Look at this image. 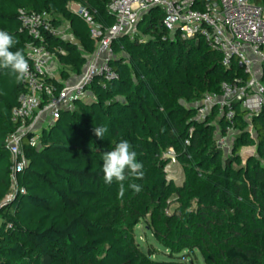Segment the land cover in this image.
Wrapping results in <instances>:
<instances>
[{
    "label": "trees",
    "instance_id": "1",
    "mask_svg": "<svg viewBox=\"0 0 264 264\" xmlns=\"http://www.w3.org/2000/svg\"><path fill=\"white\" fill-rule=\"evenodd\" d=\"M111 0H0V30L15 37L13 51L36 42L22 27L20 13L46 14L53 29L66 24L74 41L43 33L42 45L62 68L79 76L96 49L86 23L69 10L84 9L100 31L113 25ZM216 0H195L203 9ZM264 5V0H253ZM159 8L143 13L136 36L119 38L108 66L114 77L97 76L86 87L91 98L61 111L42 129L39 146H23L26 166L13 176L5 139L15 129L11 112L24 92L22 80L0 69V264H183L178 255L197 251L204 264H264V108L247 119L235 105L232 125L216 108L197 121L206 95L246 76L201 38L171 36ZM55 92L63 84L48 79ZM183 104L189 105L185 107ZM106 126L98 139L93 128ZM252 127V136L248 128ZM236 132L231 153L216 147V134ZM127 140L143 165L145 189L125 201L117 182L106 184L102 156ZM254 148L244 161L242 149ZM173 151V161L164 158ZM175 162L185 181L173 186L165 168ZM145 186V187H143ZM143 194V192H142ZM170 194L178 207L164 215ZM149 216L148 230L168 251L156 262L133 243L132 228ZM159 216V217H158Z\"/></svg>",
    "mask_w": 264,
    "mask_h": 264
},
{
    "label": "built area",
    "instance_id": "2",
    "mask_svg": "<svg viewBox=\"0 0 264 264\" xmlns=\"http://www.w3.org/2000/svg\"><path fill=\"white\" fill-rule=\"evenodd\" d=\"M194 1L111 0L107 10L114 21L104 31L99 30L92 17L80 6L76 5L75 11L69 9L86 23L90 37L96 40V49L87 57L86 72L76 83L63 84L59 92H55L48 82L52 79L49 73L52 57L42 45V35L49 33L62 38L63 30L61 27L53 29L46 14L20 13L22 27L36 43L24 49L29 71L21 79L24 92L18 98V106L11 112L15 129L5 139L12 161L13 189V176L26 166L23 146L37 148L42 129L54 124L61 111H72L77 102L89 101L91 96L86 87L95 77L101 76L105 81L114 77L108 66L116 56L113 45L122 37L133 39L140 16L151 8L162 11V23L169 35L177 34L181 40L203 39L221 55L225 67L234 63L246 76L245 79L235 78L232 83H223L219 95H206L196 108L197 121H202L213 108L229 125L235 117V105L247 113L248 120L261 112L264 108V5H256L253 0H216L196 10L192 7ZM228 131L232 129L228 128L226 134ZM216 147L227 154L226 135L216 138ZM166 155L173 156V151L169 150L165 158Z\"/></svg>",
    "mask_w": 264,
    "mask_h": 264
},
{
    "label": "rangeland",
    "instance_id": "3",
    "mask_svg": "<svg viewBox=\"0 0 264 264\" xmlns=\"http://www.w3.org/2000/svg\"><path fill=\"white\" fill-rule=\"evenodd\" d=\"M69 9L71 10H77V6L76 5H70ZM61 29L63 30V35H62V39L67 40V41H74L73 36L71 35L67 25L62 24L61 25ZM52 67V75L54 79H61L60 74L62 71V68L55 62V60H50ZM86 67L83 70V74L86 72ZM76 75L67 71V79L68 78H75ZM78 81V79H77ZM65 82V81H64ZM185 107H189V105L183 104ZM240 109V107H239ZM48 120V118H46V121ZM248 131L251 133V135H254L253 129L251 126H249ZM236 134V132L234 131H228L226 136L228 139V152L227 154H230L231 152V145L233 143L234 140V135ZM219 136V134H216V138ZM168 152H166L167 154ZM226 155V154H224ZM240 157L241 159L244 161L247 157L249 156H255V149L254 148H248V149H242L240 151ZM165 158V157H164ZM165 174H166V178L167 180L175 187H180L182 185V183L185 181V176L184 173L182 171V168L177 165L175 162L169 163L166 166L165 169ZM129 182H127L126 180L123 182V186H124V194L123 196H121V198L125 201L127 198L129 199L130 197H132L135 194L140 193L141 197L145 196L146 191L144 188L141 187V191L136 193L133 192L129 187ZM120 186V185H119ZM145 187V186H143ZM12 190H14L13 188L11 189V191L9 192L8 196H6V198H9L12 194ZM143 192V194H142ZM166 210L164 211V215L166 216H170L174 213V211L176 210V208L178 207V200L177 197L174 194H170L169 197L167 198L166 201ZM159 217V216H158ZM148 220H149V216L146 217V221L142 220L138 223V225H136L135 227L132 228V238H133V243L139 248V250L143 253V254H152L151 255V260L156 261V262H164L168 260V251L162 247L153 237L151 231L148 230ZM178 257V259L180 261H177L179 263H183V264H204L203 260L200 256V254L195 251L192 254H188L187 252H183L180 255L176 256Z\"/></svg>",
    "mask_w": 264,
    "mask_h": 264
},
{
    "label": "clouds",
    "instance_id": "4",
    "mask_svg": "<svg viewBox=\"0 0 264 264\" xmlns=\"http://www.w3.org/2000/svg\"><path fill=\"white\" fill-rule=\"evenodd\" d=\"M15 43L13 35L0 30V69H8L19 81L28 73L29 66L21 50H12ZM106 132V126L93 128V133L98 139L103 138ZM142 169L143 165L137 160V154L127 140H120L111 151L102 156L103 180L106 184L117 182L120 185V196L124 194L123 182L129 176L142 179L144 176ZM128 187L136 193L141 191V186L136 183H129Z\"/></svg>",
    "mask_w": 264,
    "mask_h": 264
},
{
    "label": "crops",
    "instance_id": "5",
    "mask_svg": "<svg viewBox=\"0 0 264 264\" xmlns=\"http://www.w3.org/2000/svg\"><path fill=\"white\" fill-rule=\"evenodd\" d=\"M66 25V24H65ZM68 27V26H67ZM69 29V28H68ZM90 56V55H89ZM89 56H87V57H89ZM86 57V58H87ZM55 60L54 58H51L50 60ZM55 62L58 64V62L55 60ZM51 63L52 62H49V73H50V76H51V78L53 79V80H55V81H57V82H60L61 84H74V83H76L77 82V79L79 78V76L82 74V72H83V70L85 69V66H84V68H83V70H82V72H81V74L79 75V76H77L76 75V77L75 78H68L67 80H65V82L64 81H62L61 79H59V80H57V79H54L53 78V75H52V65H51ZM59 65V64H58ZM60 66V65H59Z\"/></svg>",
    "mask_w": 264,
    "mask_h": 264
},
{
    "label": "water",
    "instance_id": "6",
    "mask_svg": "<svg viewBox=\"0 0 264 264\" xmlns=\"http://www.w3.org/2000/svg\"><path fill=\"white\" fill-rule=\"evenodd\" d=\"M166 158L170 159L173 161V156H170V155H166Z\"/></svg>",
    "mask_w": 264,
    "mask_h": 264
}]
</instances>
